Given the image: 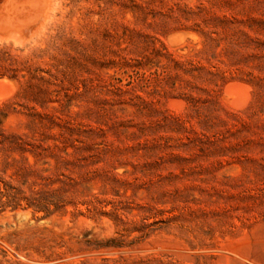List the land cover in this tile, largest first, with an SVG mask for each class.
Returning a JSON list of instances; mask_svg holds the SVG:
<instances>
[{
	"label": "rangeland",
	"instance_id": "374dc122",
	"mask_svg": "<svg viewBox=\"0 0 264 264\" xmlns=\"http://www.w3.org/2000/svg\"><path fill=\"white\" fill-rule=\"evenodd\" d=\"M50 1L0 26V264H264V0Z\"/></svg>",
	"mask_w": 264,
	"mask_h": 264
},
{
	"label": "bare ground",
	"instance_id": "6f19581e",
	"mask_svg": "<svg viewBox=\"0 0 264 264\" xmlns=\"http://www.w3.org/2000/svg\"><path fill=\"white\" fill-rule=\"evenodd\" d=\"M46 1L4 0L0 4V26L6 30L1 31V33L13 38L15 42L19 39H26L37 34L44 28V23L52 11L50 8L51 1ZM4 86L5 81L0 80V99L5 98L9 92L5 91ZM227 93L232 99H235V102H237L236 99L241 98L243 95L236 88L228 89Z\"/></svg>",
	"mask_w": 264,
	"mask_h": 264
}]
</instances>
